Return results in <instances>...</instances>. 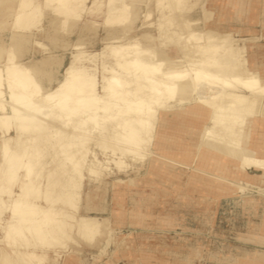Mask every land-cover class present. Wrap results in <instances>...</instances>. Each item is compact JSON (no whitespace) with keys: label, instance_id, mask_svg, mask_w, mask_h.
I'll return each mask as SVG.
<instances>
[{"label":"bare ground","instance_id":"6f19581e","mask_svg":"<svg viewBox=\"0 0 264 264\" xmlns=\"http://www.w3.org/2000/svg\"><path fill=\"white\" fill-rule=\"evenodd\" d=\"M90 1L92 19L82 28H91L104 6V46L113 59L102 68L101 89L89 67L77 64L78 50L57 84L42 92V81L55 80L61 58L46 53L22 61L36 39L31 31L43 16L51 32L72 31L86 0H0V264H54L56 252L67 247L73 233L95 237L100 221L75 214L87 133L110 138L105 149L122 146L114 161L122 169L124 156L152 143L158 109L190 100L191 94L197 98L192 111L197 126L191 131L202 137L197 148L205 149L216 169L221 170V157H230L240 168L264 173V149L248 140L255 115L264 114V79L248 68L240 44L191 27L184 15L190 0H155L156 36L162 40L157 42L169 43L165 38L170 41L174 33V48L164 51L152 45L148 33L142 41L132 36L114 43L126 34L138 0ZM7 27L5 40L1 35ZM171 52L184 57L185 68L172 61ZM49 154L51 160H45ZM62 255L58 264H78L76 252L67 249Z\"/></svg>","mask_w":264,"mask_h":264},{"label":"rangeland","instance_id":"374dc122","mask_svg":"<svg viewBox=\"0 0 264 264\" xmlns=\"http://www.w3.org/2000/svg\"><path fill=\"white\" fill-rule=\"evenodd\" d=\"M191 1L192 6L184 13L191 27L199 34L213 31L218 36L231 37L243 47L241 56L248 68L264 79V0H233L239 5L236 7L232 0ZM155 3L138 0L126 34L114 43L132 36L142 41L146 33L152 35V45L156 46L157 40L161 42V35L156 36ZM90 6L91 1L86 0L72 31L51 32L45 16L31 31V38H36L32 42H39L37 37H41L44 51L38 46L39 51L61 55L55 80L50 84L42 81V92L57 84L71 55L78 50L77 64L89 67L101 89L102 68L112 65L113 59L104 46L107 31L100 20L104 6L93 18L95 27L82 28L92 19L87 13ZM147 11L151 15L145 17ZM5 29L9 32V27ZM170 36L172 40L164 37L169 43L158 44L159 49L174 48L175 34ZM53 44L56 49H49ZM172 52V61L185 68L184 57ZM189 98L158 109L149 148H134V154L123 157L122 169L114 164L121 156L122 146L113 151L105 149L110 138H101L97 132L87 133L90 141L86 143L81 181L76 188L75 214L94 216L101 225L92 239L73 233L67 247L56 252L54 264L61 261L67 249L77 253L78 264H264V173L240 168L230 157H221V170L216 169L213 159L203 153L205 149L197 148L202 137L191 131L197 126V115L192 113L197 98L195 94ZM261 101L264 111V99ZM254 119L248 140L264 149V114L257 113ZM49 159L51 154L45 157ZM5 218L6 213L1 220Z\"/></svg>","mask_w":264,"mask_h":264},{"label":"crops","instance_id":"0c3cea01","mask_svg":"<svg viewBox=\"0 0 264 264\" xmlns=\"http://www.w3.org/2000/svg\"><path fill=\"white\" fill-rule=\"evenodd\" d=\"M7 34H8V30L5 29L2 32V35H1L2 38H4L5 40H7ZM37 39H38L39 42L41 41V37H37ZM52 48L56 49V47L54 46V44H53V46L51 45V47L49 49H52ZM42 54H43V51H41V50L39 51L38 50V45L36 43L32 42V43H30V50H29V52L25 56L22 57V61H27L28 59L36 58V57L38 58V57L42 56ZM55 56H61V55H55Z\"/></svg>","mask_w":264,"mask_h":264}]
</instances>
